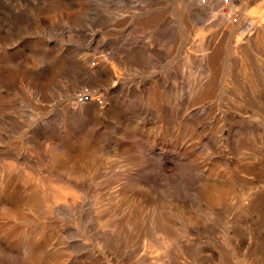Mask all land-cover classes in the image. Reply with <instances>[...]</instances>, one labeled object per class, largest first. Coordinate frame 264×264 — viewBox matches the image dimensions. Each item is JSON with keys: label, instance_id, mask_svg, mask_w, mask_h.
Instances as JSON below:
<instances>
[{"label": "rangeland", "instance_id": "1", "mask_svg": "<svg viewBox=\"0 0 264 264\" xmlns=\"http://www.w3.org/2000/svg\"><path fill=\"white\" fill-rule=\"evenodd\" d=\"M208 10L0 0V187L17 189L0 198V264L30 243L45 264H264V19ZM84 87L102 101L76 102ZM208 179L248 197L217 200L211 220L196 194ZM34 185L49 206L24 201ZM137 205L169 218L166 235L124 224Z\"/></svg>", "mask_w": 264, "mask_h": 264}, {"label": "bare ground", "instance_id": "2", "mask_svg": "<svg viewBox=\"0 0 264 264\" xmlns=\"http://www.w3.org/2000/svg\"><path fill=\"white\" fill-rule=\"evenodd\" d=\"M207 12L210 13L211 15H216V16L218 15L217 11L216 10L214 11L213 8L212 9L209 8V10ZM240 15H241V17L243 16V18L246 19L245 23L247 25L248 24L253 25L254 23L258 24L259 21L264 19V5L261 7L255 8V9H252V8L247 9L246 5L244 4V6L242 8H240ZM223 18H224V16L220 15V17H218V19H219L218 22L222 21ZM246 35L247 34H245V32H243V29H240V27H238V29H235L234 41L235 42L241 41L243 38H245ZM249 35H251V34H249ZM263 36L264 35H262V37ZM243 41H241V42L243 43ZM239 44H240V42H239ZM212 183H213V181L211 179H208V180L204 181L199 187L197 186L198 188L196 189V194L199 196V198L202 201V208H203L202 211L204 212L205 216H207L211 220L212 219L216 220L217 218L223 219L225 217V216L219 217L215 208L212 206L214 203L217 202V200H224L225 204H227V203L231 202L234 198H237V200L240 203H243L248 197L247 192H243V191L240 192V190H237L236 186L233 183H231L230 185H221L220 189H218V190L216 189L217 190L216 192L220 191L218 194L211 193V186H213ZM9 187L10 186H8L7 184H4L2 187H0V198H2V197H7L10 199L15 198V194L17 192V189L15 187H10V188ZM42 191H43V189H40L34 185V187L26 190V194L24 195L23 199H24V201H27L28 203L34 205L37 202V199L40 198V194H41L42 196H44V198L47 201V205L49 206L50 201L48 200V197L46 196V194L43 193ZM217 196H219V197H217ZM19 202H21V201L19 200ZM12 211H13V209H12ZM176 214L181 215L182 211L178 210ZM216 214H217V216H215ZM12 219H15V217H12ZM147 220L150 223H152L155 235L156 234L161 235V236L166 235L167 222L170 223V220H169V218H165V217L161 216V214H159V212L156 209H152L148 213L145 212V214L143 215L142 214V208H140L139 205L133 206L130 208L126 217L124 218V222H125L124 224L131 225L133 227H140L143 224V222H145ZM225 238H226L225 240L229 244L233 243L230 245V257L233 259L239 260V258H240V247H239L238 243L236 242L237 240L234 238L232 239L228 234L225 235ZM161 243H162V245L167 244L166 242H161ZM26 248H27V251H26V255H25V261L22 262L21 258H18V261L21 264H37V263L45 264L43 261L45 258L44 253L41 249L35 248L33 245H31V243L26 244ZM53 261L54 260H52V264H58L56 261L55 262H53Z\"/></svg>", "mask_w": 264, "mask_h": 264}, {"label": "built area", "instance_id": "3", "mask_svg": "<svg viewBox=\"0 0 264 264\" xmlns=\"http://www.w3.org/2000/svg\"><path fill=\"white\" fill-rule=\"evenodd\" d=\"M197 2L206 8H213L220 14L226 17L231 22H239V13L243 0H197ZM102 101L100 94H94L87 87L77 90L74 94L76 102L88 101L92 98Z\"/></svg>", "mask_w": 264, "mask_h": 264}]
</instances>
